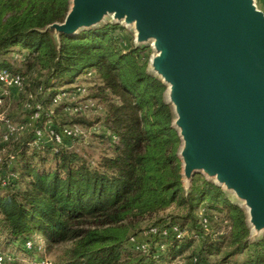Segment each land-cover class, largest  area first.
Returning a JSON list of instances; mask_svg holds the SVG:
<instances>
[{"label": "trees", "instance_id": "16d2710c", "mask_svg": "<svg viewBox=\"0 0 264 264\" xmlns=\"http://www.w3.org/2000/svg\"><path fill=\"white\" fill-rule=\"evenodd\" d=\"M67 1L0 0V56L19 47L26 52L27 71L1 59L0 68L22 76L23 106L28 114L39 113L35 127L47 133L64 126H44L57 88L93 72L100 82L96 95L106 100L102 123L107 132L99 138L108 149L89 160L69 148L72 138L36 143L35 130L25 140L7 142L13 146L0 167H8L10 156L19 159V166L6 186L0 183V232L5 241L25 244L38 234L48 250L64 245L49 264H177L187 251L183 264H208L214 255H221L216 264H226L246 250H252L247 264L264 263V241H248L244 211L221 187L195 175L189 188H183L176 155L179 138L171 127V107L162 97L165 86L147 72L141 50L132 44L122 47L124 29L108 24L61 34L58 41L44 30L64 19ZM31 72H39L43 80L30 79ZM2 87L0 83V92ZM39 88L43 95L37 93ZM4 114L11 121L8 111ZM68 125L81 128L75 122ZM47 160L50 166H40ZM172 206L178 213L164 214L169 221L157 223ZM201 210L208 223L219 222L221 216L230 222L226 236L201 225ZM149 222L160 228L176 224L185 234L179 239L156 234L147 238V252L133 249L129 238ZM195 241L200 245L193 249Z\"/></svg>", "mask_w": 264, "mask_h": 264}, {"label": "water", "instance_id": "95a60500", "mask_svg": "<svg viewBox=\"0 0 264 264\" xmlns=\"http://www.w3.org/2000/svg\"><path fill=\"white\" fill-rule=\"evenodd\" d=\"M131 26L165 86L186 190L196 173L231 194L250 235L264 230V12L254 0H69L58 41L80 28Z\"/></svg>", "mask_w": 264, "mask_h": 264}, {"label": "rangeland", "instance_id": "374dc122", "mask_svg": "<svg viewBox=\"0 0 264 264\" xmlns=\"http://www.w3.org/2000/svg\"><path fill=\"white\" fill-rule=\"evenodd\" d=\"M256 6L264 12V0H254ZM68 6H69V0ZM68 9V8H67ZM113 19L110 16L105 17L98 25L91 28H80L74 34L79 33L82 30L98 28L103 25L108 24H116L121 26L124 30L120 32L121 37V45L124 48L129 47V45H133L135 48H138L142 52L140 53V59L146 60V64L148 66V61L152 54L154 53L149 42L141 43L135 46L134 43V32L131 26H125L121 23H113ZM53 34V33H52ZM26 57L25 51H20L19 47L14 48L7 54L0 56L1 60L8 61L13 67L22 70L23 72L27 71V65L24 64ZM31 74V75H30ZM29 74V78H38L39 80H43L44 76L39 72H31ZM100 85V82L93 72L82 73L80 74L76 81L71 85H64L57 88L59 91L58 94L62 95V99L57 102H53L51 106L46 111L47 120L44 122V126H48L54 124L56 126H63L74 123H79L81 126V134L76 138H72L70 143H68L69 148L79 152L89 160H96L102 153L108 149V145L105 142H101L99 138V134H103V132H107L105 126L102 123V118L105 113L106 100L100 95H96L95 88ZM24 89L21 91L23 92ZM165 92V90H164ZM163 92L162 97H165V93ZM37 93L43 95L41 88L37 90ZM108 96V95H107ZM108 97H111L110 95ZM6 98V107L4 113L8 111L11 115V122L17 125H23L22 129H19L12 137L11 140L23 139L25 140L26 136L33 132L36 129V120L38 118L33 117V113L28 114L27 109L23 106V101L20 93H15V90H11V94H7L3 96V104ZM166 98V97H165ZM37 104V102H36ZM75 106L80 107V112L73 113L72 108ZM3 107V105L1 106ZM4 108V107H3ZM2 108V109H3ZM7 108V109H6ZM55 109V110H54ZM77 114V115H75ZM76 119H83L85 122H89L90 124H84L82 122L75 121ZM48 128V127H47ZM44 132V138L41 143H47L45 141L47 139V132ZM3 131L0 129V160L4 159L6 155L7 149L12 148L11 143H4L2 140ZM180 147V140L177 147ZM176 151V155H177ZM178 157V156H177ZM179 159V157H178ZM38 159L36 158V161ZM180 162V173H181V161ZM51 161L41 162L40 166L48 167L51 165ZM19 166V159L17 161H12L8 167H0V169H4V174L6 176H10V174H15L13 168ZM195 175L203 176L201 173H196ZM194 175V176H195ZM193 176V177H194ZM204 177V176H203ZM205 178V177H204ZM193 179V178H192ZM206 179V178H205ZM181 182L183 188L187 185V182L184 177L181 176ZM23 181H21L17 186H21ZM190 186V185H189ZM185 189V188H184ZM186 190V189H185ZM228 200L234 204L233 202H237L236 199L229 193L226 194ZM178 213V209L174 206L168 208L165 213H162L157 218L164 217V221H157V223L168 222L169 219L165 217L164 214H175ZM219 222L216 223H208L206 230L211 231V233L216 230H220L224 228L226 231L229 230L230 222L223 218L219 217ZM153 225V224H152ZM151 227V222L143 223L141 225V230L138 231V234L144 235V233ZM227 234V233H226ZM224 234V236H226ZM223 236V235H222ZM144 239L148 240L147 237L143 236ZM149 238V237H148ZM250 243L261 242L264 241V230L257 233L256 236L250 235L248 233L247 237ZM31 247L27 248L26 242L16 241V242H6L4 238V233L0 232V250L5 253L8 257L5 264H46V261L53 262L56 260L57 256L62 251L64 245L55 247L53 250H48L45 244V240L42 236L38 234H34L31 239ZM199 242L195 241L193 243L192 248L196 249L199 246ZM189 254L187 251L183 258L177 260V263H184L185 257ZM221 255H214L208 261V264H216L220 260ZM252 259V250H246L243 253L234 255L230 257L228 263L226 264H247V260ZM225 264V263H224Z\"/></svg>", "mask_w": 264, "mask_h": 264}, {"label": "built area", "instance_id": "2783aa9c", "mask_svg": "<svg viewBox=\"0 0 264 264\" xmlns=\"http://www.w3.org/2000/svg\"><path fill=\"white\" fill-rule=\"evenodd\" d=\"M0 83L3 85L1 92H0V105L3 104V96L7 94H11V90H15V93H20L23 88H24V80L20 74L13 73L10 70L6 68H0ZM61 94H57L55 98L53 99V102L60 101L62 99ZM36 108H39V105H36ZM81 108L75 106L72 108V112H80ZM33 117L38 118L39 113L34 112ZM23 125H17L11 122L3 112H0V129L3 131L2 134V140L4 143L9 142L13 135L19 130L22 129ZM81 134V128L77 125H64L59 131H55L53 129H49V132L47 133V139L45 141H56V142H61L63 138H73L75 136H79ZM34 137H35V142L38 143V141H41L44 138V132L43 129H36L34 131ZM13 161V157L10 156V160L8 162L9 164ZM2 164L0 160V165ZM15 174H10V176H6L4 174V170L0 169V183L2 186H6L8 183V180L11 177H14ZM199 219L201 225L206 229L208 225V219L206 216L203 214L202 210L199 214ZM159 234L163 237L168 236L169 234L174 235L177 239L182 238L184 236V232L178 227V225L173 224L168 228H160L158 226H153L150 227L144 235H136V236H131L128 240L129 245L136 250H140L142 252H147L149 248V243L145 238L151 237L153 235ZM219 235H224L226 234V230L224 228H221L218 231ZM196 236V235H195ZM27 248L31 247V242L27 241L26 242ZM162 248V246H160ZM8 257L5 253H3L0 250V264H5L7 261ZM46 264H49V261L45 262ZM180 264V263H177ZM257 264H264V263H257Z\"/></svg>", "mask_w": 264, "mask_h": 264}]
</instances>
